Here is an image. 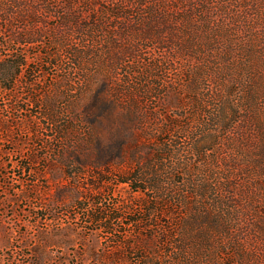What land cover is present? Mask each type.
<instances>
[{"label": "rangeland", "instance_id": "rangeland-1", "mask_svg": "<svg viewBox=\"0 0 264 264\" xmlns=\"http://www.w3.org/2000/svg\"><path fill=\"white\" fill-rule=\"evenodd\" d=\"M143 1L0 0V264H264V0Z\"/></svg>", "mask_w": 264, "mask_h": 264}, {"label": "trees", "instance_id": "trees-1", "mask_svg": "<svg viewBox=\"0 0 264 264\" xmlns=\"http://www.w3.org/2000/svg\"><path fill=\"white\" fill-rule=\"evenodd\" d=\"M140 1L141 3H145L143 0ZM1 14L2 12L0 11V20L2 19ZM18 37L17 41L19 43L24 41L27 43L31 42L29 37H25V35L21 36L20 33ZM4 47V45L0 44V91L12 94L16 92L17 84L21 78L25 76L23 71H28L31 68L30 56L25 51L19 49L5 51L4 53ZM205 152H207V149Z\"/></svg>", "mask_w": 264, "mask_h": 264}]
</instances>
